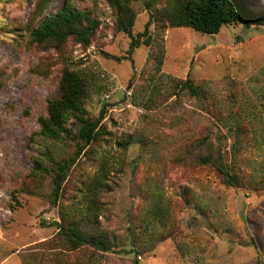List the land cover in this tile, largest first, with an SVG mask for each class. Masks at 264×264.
<instances>
[{
  "label": "rangeland",
  "instance_id": "rangeland-1",
  "mask_svg": "<svg viewBox=\"0 0 264 264\" xmlns=\"http://www.w3.org/2000/svg\"><path fill=\"white\" fill-rule=\"evenodd\" d=\"M37 1L0 0V264H264V184L252 183L264 178V26L232 24L209 36L153 22V46L129 56L130 39L117 30L107 0H75L100 22L90 45L71 38L61 50H43L30 33L64 0L32 21ZM134 1L139 34L167 0ZM244 1L264 14V0ZM67 70L87 77L86 109L94 120L103 115L105 133L85 149L53 205L50 158H72L79 141L41 137L40 119ZM187 80L206 85L205 102L175 95L176 82ZM233 112L252 124L247 149L236 159L237 188L213 166L198 164L207 148L196 144L208 138L217 154L224 136L232 166L226 126L234 124ZM128 142L124 151L120 145ZM103 163L111 191L102 196L98 226L112 251L75 250L54 224L84 208L79 202ZM155 205L170 210L166 225L149 227L164 239L137 255L131 240H139Z\"/></svg>",
  "mask_w": 264,
  "mask_h": 264
},
{
  "label": "trees",
  "instance_id": "trees-1",
  "mask_svg": "<svg viewBox=\"0 0 264 264\" xmlns=\"http://www.w3.org/2000/svg\"><path fill=\"white\" fill-rule=\"evenodd\" d=\"M108 5L114 12L116 27L119 32L124 33L130 39L128 55H132L135 50L144 46L152 47L153 38L150 34V26L153 22H158L166 28H190L204 35H217L220 31L232 24L243 23L246 27L264 26V14L256 12L244 0H167L166 5L161 10L153 11L150 20L146 24L145 31L134 34L133 28L137 19V11L134 8V0H107ZM55 0H39L36 3L35 12L31 17L32 21L36 17H43L45 11L49 9ZM150 8L151 4L148 2ZM100 22L91 17L90 12L79 10L75 0H64L62 9L55 15L48 16L34 31L30 33L33 43H37L43 50L54 48L63 49L64 44L71 38L80 44L89 46L92 38L97 33ZM163 54L155 57L157 59L156 71L161 72L163 66ZM87 77L74 70H67L60 83L59 92L56 97L48 102V115L40 119L41 130L39 135L45 139L54 141L78 140L76 154L67 160L54 163L51 171L54 173L52 194V204L56 205L61 198L62 185L72 168L78 163L86 148L99 144L104 128H100L103 115L99 119H92L86 109V101L89 97ZM175 95L180 97L182 93L199 100L207 99L208 91L206 85H199L193 80L176 82ZM264 108V104H263ZM234 124L227 127L229 135L232 136L231 158L234 164L230 166L222 150L225 139L223 136L217 138V154L209 150L208 138L197 141L199 148H207V154L199 155L198 164L200 166H213L222 177L225 184L231 187H240L241 178L237 173L236 159L239 161L240 154L247 149L249 137L252 135L251 126L246 119L241 118L238 112H233ZM77 124L78 129L74 131L70 127V122ZM245 121V122H244ZM222 122V120H221ZM126 151L130 143H121ZM202 151V150H201ZM38 167L48 172L42 163ZM101 171L86 186L87 193L79 205L84 208H77L75 213L62 214V222H56L58 234L77 250L80 248H92L96 251L110 252L113 243L99 229L98 218L102 216L104 204L102 196L105 191H111V186L105 172L106 163L101 166ZM253 179L251 180V182ZM255 185H263L264 178L259 182H252ZM149 220L139 240L132 238V252L141 254L149 251L148 248L154 242L163 240L160 234L152 231L150 225L158 222L166 225L170 219V210L164 209L161 205L149 210ZM132 231V228H130ZM156 235V236H155ZM132 237V236H131Z\"/></svg>",
  "mask_w": 264,
  "mask_h": 264
}]
</instances>
